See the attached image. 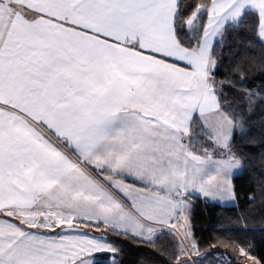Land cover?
<instances>
[{
	"label": "snow or ice",
	"instance_id": "1",
	"mask_svg": "<svg viewBox=\"0 0 264 264\" xmlns=\"http://www.w3.org/2000/svg\"><path fill=\"white\" fill-rule=\"evenodd\" d=\"M257 108L264 0H0V264H264L189 203L264 168Z\"/></svg>",
	"mask_w": 264,
	"mask_h": 264
},
{
	"label": "trees",
	"instance_id": "2",
	"mask_svg": "<svg viewBox=\"0 0 264 264\" xmlns=\"http://www.w3.org/2000/svg\"><path fill=\"white\" fill-rule=\"evenodd\" d=\"M225 67H227V64H225ZM222 76L223 73H221V78ZM262 111L264 109H256L254 119L257 123L261 119ZM252 167L255 169L254 171L250 169L236 181L239 200L234 205L209 204L206 207L204 199L201 197L191 196L189 200L192 202L191 222L194 225L195 234L203 240L205 245L215 242V237L230 236L237 242L244 241L245 245H251L253 247L251 254L260 259L264 257V232L259 231L260 228L264 227V201H261L257 196L254 204L248 202L250 195L258 194L257 181L262 178L261 172L264 171L258 155ZM241 215L247 216V221L238 220L237 218ZM245 224L248 228L255 230L245 231ZM217 228H230L232 231L221 233L215 231ZM218 247L224 250L222 244ZM227 251L230 252L236 264H240V260L244 259L238 252H232L230 249H227ZM147 254V248L126 242L122 257L123 264H142ZM101 255L107 258L106 254Z\"/></svg>",
	"mask_w": 264,
	"mask_h": 264
},
{
	"label": "rangeland",
	"instance_id": "3",
	"mask_svg": "<svg viewBox=\"0 0 264 264\" xmlns=\"http://www.w3.org/2000/svg\"><path fill=\"white\" fill-rule=\"evenodd\" d=\"M189 203H190V206H192V202L189 201ZM231 205H233V204H225L223 206H231ZM240 261H241L240 264H246L245 259H243V260L241 259ZM247 264H251V262H247Z\"/></svg>",
	"mask_w": 264,
	"mask_h": 264
},
{
	"label": "crops",
	"instance_id": "4",
	"mask_svg": "<svg viewBox=\"0 0 264 264\" xmlns=\"http://www.w3.org/2000/svg\"><path fill=\"white\" fill-rule=\"evenodd\" d=\"M193 196H198V195H193ZM198 197H200V196H198ZM201 198H203V197H201ZM190 201V200H189Z\"/></svg>",
	"mask_w": 264,
	"mask_h": 264
}]
</instances>
